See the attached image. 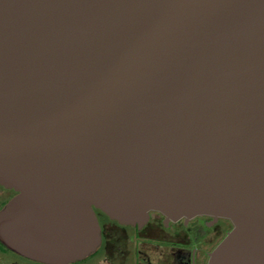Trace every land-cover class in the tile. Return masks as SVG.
<instances>
[{"label":"water","instance_id":"obj_1","mask_svg":"<svg viewBox=\"0 0 264 264\" xmlns=\"http://www.w3.org/2000/svg\"><path fill=\"white\" fill-rule=\"evenodd\" d=\"M0 240L67 264L125 225L229 219L264 264V0H0Z\"/></svg>","mask_w":264,"mask_h":264},{"label":"flooded vegetation","instance_id":"obj_2","mask_svg":"<svg viewBox=\"0 0 264 264\" xmlns=\"http://www.w3.org/2000/svg\"><path fill=\"white\" fill-rule=\"evenodd\" d=\"M17 191L0 184V210ZM101 243L84 259L67 264H208L210 253L232 230L229 219L199 215L168 219L152 211L142 225H125L95 209ZM92 257V260L88 258ZM0 264H53L34 260L0 240Z\"/></svg>","mask_w":264,"mask_h":264},{"label":"rangeland","instance_id":"obj_3","mask_svg":"<svg viewBox=\"0 0 264 264\" xmlns=\"http://www.w3.org/2000/svg\"><path fill=\"white\" fill-rule=\"evenodd\" d=\"M88 259H89V260H92L93 258H92V257H89Z\"/></svg>","mask_w":264,"mask_h":264}]
</instances>
